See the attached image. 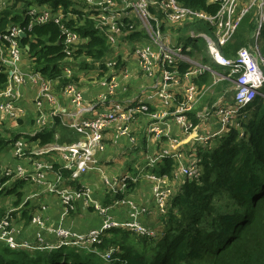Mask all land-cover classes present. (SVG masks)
Instances as JSON below:
<instances>
[{
	"label": "built area",
	"instance_id": "1",
	"mask_svg": "<svg viewBox=\"0 0 264 264\" xmlns=\"http://www.w3.org/2000/svg\"><path fill=\"white\" fill-rule=\"evenodd\" d=\"M7 1V0H4ZM243 0H207L210 5H217L215 14L184 7L177 0H76L82 4V11L88 14L90 20L95 21L96 28L103 34L112 48V54L105 57L101 62H94L97 66L94 70L99 74V68L105 73L99 77L98 86L102 92L95 98L86 101L82 89L78 85L68 84L61 91L55 93L56 83L48 82L40 73L31 70L27 63L26 51L28 46L20 44V33L25 30L20 26H10L6 32L0 31V65L5 68L7 75L6 86L0 90V124L6 119L16 121L26 115L19 107L22 100L21 88L32 85L37 92L35 98L38 113L35 126L29 137L43 127H48V117L55 116L60 124L74 130L79 140L59 146L47 145L41 149L30 147L28 139L17 140L12 146L10 153L14 159L23 161L19 167L12 169L10 166H0V179L9 178L4 184L0 183V190L9 186L11 181L23 179L27 183L43 186L44 191L60 199L64 207V216L73 209L76 200L83 199L87 202L89 190L83 180L88 174L98 173L106 186L112 185L104 178L102 167L98 166L95 155L102 148L104 135L108 129H114L119 136L128 137L130 143L135 145L136 137L131 134L133 125L140 115L148 118L149 123L145 132L146 139L156 141L166 136L164 127L174 123L180 129L184 139L191 145H204L209 139L223 133L229 125L232 126V118L236 111L250 104L257 96V90L264 85V73L260 64L264 67L257 40L264 25V0H249L241 5ZM3 0H0V11ZM253 7L257 9L256 32L253 47L240 49L234 59H228L221 53L234 35L241 18ZM62 10L52 12L48 7L38 8L31 6L26 16L30 19V25L43 24L52 21L60 24ZM202 21L209 26L217 37L213 42L204 34L199 33L194 27L195 23ZM128 27V30L124 31ZM134 27L140 30L144 37L140 40L127 41L125 37L133 32ZM189 27L192 28L189 30ZM185 37L190 40L188 45L177 39L178 29H185ZM63 41L66 51L73 49L79 42L78 36L68 29L62 28ZM26 34V33H25ZM201 36L206 40L204 51L216 66L223 68L222 72L213 70L210 64H204L202 56H191L192 44L197 47V38ZM200 48V47H199ZM202 50V49H201ZM89 61V60H88ZM185 67L184 71L180 68ZM102 69V70H103ZM63 72L67 78L72 75L71 69L64 67ZM203 73L211 76V83L198 86L193 80ZM81 78V77H80ZM142 79L143 84L137 94H131L126 99L117 100L126 90L131 80ZM82 82V78L80 79ZM226 82L229 88L226 92L234 94V108L223 107L226 92L215 104L212 114L209 116L216 120L213 130L211 125L203 129L197 135L196 127H193L187 114L194 112L203 98L213 89ZM233 85V86H232ZM59 97L65 101L62 107ZM50 105V109L44 112L42 102ZM158 101V103H157ZM153 104L155 110L149 112L148 106ZM204 111L205 117H208ZM93 114V115H91ZM91 115V116H90ZM202 118V124L206 118ZM15 125V123H14ZM195 133V134H194ZM182 140L171 139V148L177 150L183 145ZM56 153L61 157V167L58 172L52 173V165L41 160L45 154ZM171 155L178 161L176 176L194 178L198 174L197 160L183 162L179 151L174 154L169 151L160 153L157 157H148L147 166L152 167L163 157ZM40 158L39 159H37ZM69 173L67 182L60 173ZM48 174H52L49 177ZM136 177L124 175L115 193H128L127 180L137 183ZM146 179L153 183V197L160 212H165V203L172 189L169 188L166 179L154 174H147ZM70 184H73L70 185ZM124 203V198L116 201L113 206ZM94 210L103 218L100 228L87 233H73L64 229L59 222L56 227L47 226L40 216L31 218L32 223L44 235L53 234L56 238L54 244H46L40 234L37 235L38 247H32L29 243L17 239L18 231L16 223L11 216L12 211L4 212L0 217V242L10 249H57L61 246H74L88 252L96 253L104 262H111L115 254V248L96 250L95 245L100 244L102 237L111 229L127 230L138 236L154 237V231L148 230L137 221L119 223L107 216L110 207L92 205ZM46 245V246H45Z\"/></svg>",
	"mask_w": 264,
	"mask_h": 264
},
{
	"label": "trees",
	"instance_id": "2",
	"mask_svg": "<svg viewBox=\"0 0 264 264\" xmlns=\"http://www.w3.org/2000/svg\"><path fill=\"white\" fill-rule=\"evenodd\" d=\"M177 1L184 7L209 14H215L218 10L217 5H210L207 0ZM248 2L243 0L240 4ZM79 5L84 9L82 4ZM79 5L76 0H3L1 7L0 31L6 32L5 29L12 25L25 30L26 38L19 42L24 50L28 46V51L25 50L27 63L31 70L40 73L48 82L56 83L54 91L57 93L68 84L80 87V74L87 70L95 71L97 66L93 63L101 62L112 54V48L96 28L95 21L90 20ZM31 6H45L56 14L62 10L60 24L52 21L32 24L28 31L30 19L26 14ZM256 23L257 9L253 7L241 18L231 41L221 48V53L228 59H234L240 49H251ZM62 28L74 32L79 39L74 48L69 49V54L64 45ZM185 31L178 29L177 39L188 45L190 40L185 37ZM143 37V33L134 27L125 40H140ZM257 44L264 58V30L260 32ZM192 46L193 50L189 54H198L202 56L204 64H210L205 52L194 43ZM64 67L71 69L69 78L63 72ZM102 69H98L96 77L105 73ZM180 70L184 71L185 67ZM4 71L5 68L0 65V90L7 83ZM193 82L198 86L208 85L211 76L203 73ZM229 87L228 83L222 82L203 98L200 105L201 108L207 107L208 117ZM261 94L250 104L238 109L232 118V126L229 125L223 134L215 136L206 146L194 143L184 148V163L197 160L196 177L189 179L176 176L178 161L171 155L163 157L148 169L151 174L166 179L172 189L166 199L164 215L159 216L162 230L157 235L154 231V237L138 236L123 229L109 230L100 244L94 246L96 250L115 248L113 260L109 263L101 260L96 253L74 246L29 251L13 250L0 242V264H264V87ZM130 95L123 94V99ZM233 97V91L232 94L226 92L222 106L234 108ZM116 99L121 100L122 96ZM148 108L147 113L155 110L152 106ZM197 113L194 110L187 114L196 128L202 125V118ZM48 114L49 126L43 127L34 137H29L28 131L35 126L37 112H34V116L31 114L17 119L14 122L18 126L16 130L9 129L7 122H2L0 153L10 149L20 139H28L29 146L38 149L50 144L68 145L79 140L80 136L74 130L63 127L57 117L51 116V112ZM20 128L22 131H17ZM146 130L143 139L139 136L138 142L142 146L148 143ZM163 142L165 137L156 140L155 146ZM131 154L130 151L128 156ZM59 167L60 164H52L50 171L58 172ZM60 173L67 182L69 173ZM9 180L2 178L0 183ZM127 183L129 192L133 191L136 183L133 184L131 180H127ZM26 184L23 179L11 181L9 186L0 190V196L6 194L14 199V205H19L25 195ZM114 202L104 207H110ZM105 203H109V199ZM4 212L0 210V217ZM120 233L122 240L117 241L116 235ZM128 233L136 238L133 244L129 242ZM30 246L38 247V243Z\"/></svg>",
	"mask_w": 264,
	"mask_h": 264
},
{
	"label": "crops",
	"instance_id": "3",
	"mask_svg": "<svg viewBox=\"0 0 264 264\" xmlns=\"http://www.w3.org/2000/svg\"><path fill=\"white\" fill-rule=\"evenodd\" d=\"M85 73H81L80 77L82 82L80 86L82 87L84 98L90 100L93 94H100L102 89L97 86L95 82H88ZM55 92V91H54ZM57 93V92H55ZM22 100L19 102V107L24 110L25 115L27 116L30 112L34 116L36 109L35 98L37 92L35 87L32 85H26L21 88ZM59 103L62 107L65 106V101L59 97ZM152 108L153 104H150ZM42 108L44 112H47L50 109V105L43 101ZM93 115V114H91ZM90 115V116H91ZM139 123H135L131 134L137 139V143L133 146L128 137L117 135L116 130L108 129L104 135V142L102 148L95 155V160L98 166H106V169H102L104 178L112 186H106L104 180L98 173L88 174L85 178L84 184L89 190L87 202L80 199L76 200L73 204V209L67 215L64 214V207L60 199L56 196L50 195L44 191L43 186H38L35 184L27 183L24 187L25 195L19 205H14V202L11 203L12 199L7 198L5 204L2 203V198L0 197V208H5V212L12 211L11 216L16 223L15 229L18 231L17 239L23 240L29 244H37V235L40 234L46 244H54L57 240L53 234H43L38 230V228L32 223L31 218L35 216H40L43 218L47 226L56 227L59 222L62 223L64 229L70 230L73 233H87L88 231L95 230L100 228L102 225L103 218L94 210L93 204H98L99 206H109L114 201L124 198V203L119 204L117 207H113L108 210L107 216L119 223L137 221L142 226H146L151 231H161L162 223L158 217L155 216L153 209H155L154 199H153V183L145 178V174L137 179V183L134 187V190L130 193H115L113 189H117L116 186L119 185L121 179L124 175L127 176H137L132 174L131 170L135 166H131L127 163L124 164V157L120 158L116 155L121 152L123 155V149L129 150L132 152L131 156L125 157L128 160L138 159H147L148 157H153L155 154L160 152L169 151L171 154L176 153L177 147L171 148V139L182 140V144L186 143L187 140L184 139L181 135L180 129L174 123H170L169 126L164 127L166 131L165 139L166 141L159 145L155 146V141L148 140V143L145 146L140 145V139H143V132L146 130L149 120L146 116L139 117ZM5 122L9 124V121L6 119ZM213 130H217L218 126L212 124ZM123 148V149H122ZM157 148H159L157 150ZM40 160V158L37 157ZM41 160L48 165L52 164H61V157L56 154H45L42 156ZM8 164L12 169L19 167V164L13 161L7 160ZM148 162V161H147ZM24 165V163H23ZM150 173V172H148ZM134 175V176H133ZM49 177H52L51 174H48ZM118 196V197H117ZM109 199V203H105ZM14 201V199H13ZM115 203V202H114ZM114 205V204H113ZM112 205V206H113Z\"/></svg>",
	"mask_w": 264,
	"mask_h": 264
},
{
	"label": "rangeland",
	"instance_id": "4",
	"mask_svg": "<svg viewBox=\"0 0 264 264\" xmlns=\"http://www.w3.org/2000/svg\"><path fill=\"white\" fill-rule=\"evenodd\" d=\"M247 2V1H246ZM196 29H197V31L199 32V33H202V34H204L206 37H208L209 39H211L213 42H217V37H216V35L214 34V32L209 28V26L207 25V24H205L204 22H202V21H198V22H196L195 23V26H194ZM190 29H192V28H190ZM189 29V30H190ZM186 30V28L184 29V31ZM264 30V25L262 26V29H261V32ZM197 45L203 50V51H205L206 50V40H205V38L204 37H201V36H199L198 38H197ZM211 66H212V68H213V70L214 71H216V72H222L223 71V68H220V67H218V66H216L215 64H213V63H211L210 64ZM260 67H261V69H262V71H263V73H264V67H263V65L262 64H260ZM83 73H85V76H84V78L85 77H87V81L88 82H95L96 84H97V86H98V83H97V81L99 80V77H96V75H97V72L96 71H93V70H87V71H85V72H83ZM131 82V84H129V85H132L131 87H130V89H127L123 94H126V95H130L131 93H132V95L133 94H137L138 92V90H139V88L142 86V84H143V80L142 79H134V80H131L130 81ZM128 85V86H129ZM99 87V86H98ZM80 88L82 89V87L80 86ZM100 88V87H99ZM82 93H83V90H82ZM99 94V93H98ZM98 94H93L92 95V97L90 98V99H92V98H95ZM123 94L121 95L122 96V99H123ZM139 94V93H138ZM83 96H84V93H83ZM86 101H89V100H87L86 98H84ZM202 102V101H201ZM157 103H158V101H157ZM201 104V103H200ZM198 113H197V115H201V116H203V118H206L207 120L206 121H204L203 122V124L202 125H200V126H198L197 128H196V132H197V135H199V133L203 130V129H205V128H207V126H209V125H211V124H215L216 123V120L215 119H213V118H211V117H205V113H204V111L205 110H207V107H204V108H201V105H198V107L195 109ZM31 115V112L27 115L28 117ZM26 117V116H25ZM24 117V118H25ZM139 117H143V116H139ZM5 122V121H4ZM3 124V123H2ZM14 124V121H10L9 122V124H7V126H8V128L9 129H14V130H16L17 128H18V126L17 125H13ZM1 125V124H0ZM2 130V127L0 126V131ZM17 131H22V128H20V129H18ZM29 132V131H28ZM195 134V133H194ZM221 134H223V133H221ZM221 134H219V135H221ZM218 135V136H219ZM185 136H183V138H184ZM217 137V136H216ZM216 137H213L214 139L216 138ZM213 138H211V139H209V142H211V140H213ZM165 141H166V139H165ZM208 142V143H209ZM207 143V144H208ZM207 144H204L203 146H206ZM161 145V144H160ZM159 145V146H160ZM186 147H191V143L190 142H186V143H184L180 148H179V153H180V155H181V157L183 156V154L185 153V150H184V148H186ZM123 149V148H122ZM159 148H157V150H158ZM10 150H11V148L10 149H8L7 151H3V152H1L0 153V166H2V167H7V166H9L10 164L7 162V160L9 159V161L11 162V161H13V162H16V163H20V164H23V161H21V160H18V159H14L13 157H12V155H11V153H10ZM123 152H124V154L122 155L121 154V152H119L116 156L117 157H120V158H123L124 157V164H129L130 166L132 165V164H134L135 166H137V167H134L132 170H131V172H132V174H134L135 172H137L138 173V168H139V173H142L141 175H137V176H134V175H136V173L133 175L134 177H136V178H138L139 179V177L140 176H142L143 174H145V172L148 170V169H151V167H148L147 166V159H145V157H144V159H138V158H135L134 160H128V158H125V157H129L128 156V154L130 153V151L129 150H126V149H123L122 150ZM161 150H159V154H155V156L157 157V156H160V152ZM183 158V157H182ZM9 164V165H8ZM102 169L104 170V169H106V166H103L102 167ZM149 172V171H148ZM148 172H146V175L147 174H149ZM146 175H145V178H146ZM86 178V177H85ZM85 178H84V180H83V182L85 181ZM133 190H134V188H133ZM130 193V192H129ZM1 198H2V203L3 204H5V202H6V200H7V198L8 197H10V196H6V194H3L2 196H0ZM11 199H12V197H10ZM14 201H13V199H12V201H11V203H13ZM154 205H155V209H153V211H154V214H155V216L156 217H158V215L160 214V215H164V213H162V212H160L159 211V209H158V207H157V205H156V203H155V199H154ZM115 207H117V206H114V208ZM0 210H5V208H0ZM108 213V212H107ZM108 232V231H107ZM107 232L105 233L106 235H107ZM155 232H156V235L158 234L157 232L158 231H156L155 230ZM124 234V233H123ZM130 239H129V242L130 243H134L135 242V236H133L132 234H130V233H128V234H126ZM116 239H117V241H121L122 240V233H120V234H118V235H116Z\"/></svg>",
	"mask_w": 264,
	"mask_h": 264
},
{
	"label": "water",
	"instance_id": "5",
	"mask_svg": "<svg viewBox=\"0 0 264 264\" xmlns=\"http://www.w3.org/2000/svg\"><path fill=\"white\" fill-rule=\"evenodd\" d=\"M19 37H20L21 39L26 38V34H25V33H20V34H19Z\"/></svg>",
	"mask_w": 264,
	"mask_h": 264
},
{
	"label": "bare ground",
	"instance_id": "6",
	"mask_svg": "<svg viewBox=\"0 0 264 264\" xmlns=\"http://www.w3.org/2000/svg\"><path fill=\"white\" fill-rule=\"evenodd\" d=\"M263 87H264V85H263L261 88H259V89L257 90V93H261V92H262V89H263Z\"/></svg>",
	"mask_w": 264,
	"mask_h": 264
}]
</instances>
